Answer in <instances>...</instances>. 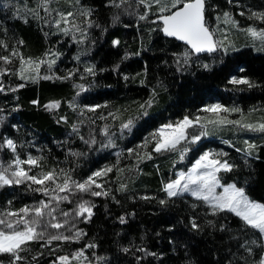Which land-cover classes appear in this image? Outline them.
<instances>
[{
    "label": "trees",
    "instance_id": "1",
    "mask_svg": "<svg viewBox=\"0 0 264 264\" xmlns=\"http://www.w3.org/2000/svg\"><path fill=\"white\" fill-rule=\"evenodd\" d=\"M33 1L20 0L19 13L10 5L0 4V42L7 45V49L0 47V56L12 50L19 53L11 57L10 64L0 61V68L11 70L0 76L5 87L0 92V166L7 167L16 156L23 160L31 155L40 159V166L31 168L30 175L63 169L74 180L82 181L106 167L112 171L97 179L103 189H94L108 195L93 197L73 189L71 203L59 205L70 213L82 199L95 205L90 220L76 223L84 235L76 241L47 243V236L32 241L19 253L24 259L16 264H58L57 257L71 256L78 250L84 251L85 264L258 261L264 255V238L256 230L233 213L213 214L202 200L188 195L169 198L163 188L178 171H187L201 154L216 150L226 154L219 159L234 166L231 171L220 172L221 182L243 188L250 199L264 204V135H250L247 132L252 130L241 125L224 124L208 140L201 136L194 143L185 141L180 146L190 152L185 160L179 156L182 149L153 151V137L163 125L185 116L195 119L213 103L239 109L225 112L222 118L230 121L253 125L264 122V42L239 50H231L232 46L224 52L218 48L217 53L197 59L201 64L178 67L177 57L187 47L165 37L160 23H153L155 6L148 18L141 20L145 8L139 0H116L119 8L112 0H72L74 13L90 11V16H77L83 33L69 29L65 34L60 31L65 24L59 28L51 25L49 16H43ZM229 11L238 29H264V20L251 16L264 13V0H240L238 6L231 0H206L205 17L210 25L213 18ZM114 16L119 19L114 20ZM113 41L119 43L114 45ZM48 55L55 64L52 69L44 68L43 74H53L54 78L33 82L14 74L19 71L20 56L33 61ZM87 67L93 68L94 75L85 71ZM69 73H73L70 79H62ZM232 78H246L253 86L232 84ZM20 84L24 87L17 88ZM80 85L85 90L78 95ZM54 101L60 102L59 107L45 108ZM96 105L100 107L95 112L87 110ZM129 121V127L123 128ZM199 131L194 127L189 134ZM243 134L252 139L247 142L255 145L253 149H248ZM7 139L16 144L15 153L4 144ZM129 149L134 152L130 154ZM37 187L31 182L0 186V219H15L6 213L47 201L49 196L33 190ZM68 219L71 221V217ZM193 220L198 228L192 227ZM67 228H50L48 232L70 235ZM89 244L95 247H87ZM12 259L9 254H0L2 262L10 264ZM71 264H79V260Z\"/></svg>",
    "mask_w": 264,
    "mask_h": 264
},
{
    "label": "snow or ice",
    "instance_id": "2",
    "mask_svg": "<svg viewBox=\"0 0 264 264\" xmlns=\"http://www.w3.org/2000/svg\"><path fill=\"white\" fill-rule=\"evenodd\" d=\"M123 2H125V0H121V3ZM48 3H50V0H43L45 6ZM139 3L145 8L144 14L140 15L139 19H147L149 10L155 6L156 21H153V23L158 21L160 25H162L160 30L165 36L183 42L187 46V49L177 57L176 63L178 67L182 66V64L187 65L193 55L204 52H216L222 45V42L214 38L215 32L207 23L205 17L206 0H139ZM112 4L116 8L120 7V3H116V0H112ZM45 10H48L47 7H45ZM240 14L243 15L244 13ZM58 15L60 19L55 21L58 28L61 23L65 25L71 23L73 27L79 30L75 20L69 19L75 16L73 12H60ZM80 15L86 17L90 16V11H82ZM251 16L264 20V13H252ZM113 19L118 20L119 16H114ZM217 19H219V17ZM223 22L233 25L236 23L231 19L229 13H224ZM60 31L67 34L69 29L61 28ZM247 31L253 38H258L264 42V29L257 31L254 28H249ZM20 43L22 44L23 41H20ZM118 43L119 41H113L114 45ZM0 47L7 49V45L3 44V42H0ZM12 56H19V53L16 50H12L9 55L0 56V61H3L5 64H10L12 63ZM43 63H46V61L41 60L34 62L30 59L25 60L24 57L20 56L19 71L14 74L18 75L21 80H32L33 82H36L38 78L45 80L52 79V77L48 75L40 76L39 69L40 65ZM47 63L49 68H51V66L55 64V59L47 61ZM204 67L207 68L208 65H204ZM10 71V69L0 68V76L7 75ZM85 71L94 75L92 67L85 68ZM72 75L73 73H69L68 76L62 77V79H70ZM57 78L61 79L60 77ZM230 83L237 85L246 84L249 87L253 86L246 78H232ZM22 87H24V84L17 86V88ZM78 87H80L81 91L85 90L82 85ZM11 90L15 91L17 89L13 88ZM4 91L5 87L3 83L0 82V92ZM33 103H37V101H33ZM59 103V101H54L45 105V108H57L59 107ZM147 106H151V101H148ZM98 107L100 106H92L87 110L95 112ZM141 107L143 108L145 106L141 105ZM204 111L218 115L221 112H237L239 109H228L224 108L222 105L213 104L204 109ZM0 119L3 118L0 117ZM61 119L65 118L62 117ZM209 123L217 125L236 124L248 130L264 132V123L258 125H253L251 123L242 124L240 120L230 121L227 120V118L209 121ZM130 124L131 121L124 124L122 127L128 128ZM197 126L201 131L198 133L193 132L190 135L188 130ZM105 134L107 135V129H105ZM207 134L205 125L200 123L199 117L190 119L188 116H185L175 124H166L158 129L157 134H154L153 137L156 140L153 151L156 153L175 151L184 141L190 140V142L194 143L200 140L201 136ZM91 142L94 143L95 141L93 140ZM86 143L89 142L86 141ZM147 143L148 141L146 140L145 146ZM245 143L249 150L255 147V145L247 141H245ZM4 144L8 149H11L13 153L16 152L17 146L13 140L7 139ZM0 147H3V145H0ZM128 151L131 154L134 152V149H129ZM187 151V148L181 150V158H183V154ZM249 154H251L250 151ZM73 155L78 154L73 153ZM217 155L226 154L220 153ZM148 158L151 159L150 153L148 154ZM23 165H28L29 168L26 169ZM39 166L40 159L31 155H28V157L23 160L20 159L19 156H16L7 167L0 166V186L11 184L19 185L21 183L31 182V185L40 186L33 189L34 191L42 192L45 196H49L47 201L41 200L32 207L26 206L21 208L18 212L10 211L6 213L7 217H13L15 219H0V226H3V228H0V254H9L12 256L13 259L10 261V264H16V261L24 259L19 253L25 251V246L32 241L43 240L46 236L47 243H51L52 241H76L84 235L82 229L76 228V223L81 219L83 222L90 220L95 205L91 204L88 200L82 199L77 203L71 213L59 208L61 202L68 201L71 203L69 195L73 194V189H76L80 193L90 194L93 197L108 195L107 191H96L94 189H103V185L97 183V179L111 172V167L95 171L86 179L77 181L63 169H61L59 173H57L55 169H52L39 174H29L31 168ZM233 167L234 166L227 160L222 161L217 158H211L210 153H204L196 160L190 169L186 172H179L174 180L166 183L163 191L169 198L189 193L191 196L209 205L213 214L225 211L233 213L243 221L247 227L256 230L261 238H264V204L250 199L245 193V190L237 187L235 184H228L227 186L221 184L218 173L221 171H231ZM121 188L123 189L124 185H121ZM218 188H222L223 191L217 193ZM60 193H65V195H59ZM53 202L55 203L53 204ZM160 203L164 204L165 201L161 200ZM58 216H62L65 219L60 221ZM69 217H71V221L68 219ZM123 222L124 218L121 217V223ZM66 225L68 226L67 231L71 233L70 235H65L63 232H57L56 234H50L48 232L50 228L59 230L65 228ZM192 227L194 229L199 227L194 220L192 221ZM73 229H75V231H73ZM252 243H256V241H252ZM244 246V244L241 245V247ZM87 247L93 248L95 245L89 244ZM261 247L264 248V245ZM247 250L251 252L250 248ZM125 251H127V249H125ZM81 257L87 259V257L84 256V251L78 250L71 256L62 255L57 257V261L58 264H71L72 260L78 261ZM254 264H264V255H261L260 259L254 262Z\"/></svg>",
    "mask_w": 264,
    "mask_h": 264
},
{
    "label": "rangeland",
    "instance_id": "3",
    "mask_svg": "<svg viewBox=\"0 0 264 264\" xmlns=\"http://www.w3.org/2000/svg\"><path fill=\"white\" fill-rule=\"evenodd\" d=\"M232 1V3L233 4H235V5H239V1L240 0H231ZM72 3H73V1L72 0H50V3H48L46 6L43 4V0H37V1H33V3L32 4H34V6L41 12V14L43 15V16H45V14H47L48 16H49V18H50V22H51V25H53L54 27H57L56 26V24H55V21L56 20H58V19H60V17H59V15H58V13H60V12H64V13H67V12H69V11H71V12H73L74 11V9H72V7H73V5H72ZM0 4L2 5V6H8V5H10V6H12V8L15 10V12H20V10H21V8H19V6H21V4H20V0H0ZM241 6V5H240ZM45 7H47V11L45 10ZM31 10V12H33L32 10L33 9H30ZM73 10V11H72ZM45 13V14H44ZM74 13V12H73ZM75 14V16L74 17H71V18H69L70 20H72V19H74L75 20V23H76V25H77V27L79 28V30H77V28L76 27H73L72 26V24L70 23V24H67V25H64V26H66L65 28H68V29H74L75 30V33L76 34H79L80 32L81 33H83V31H81V26H82V24H79V20L77 19V16L79 15L78 14V12H76V13H74ZM229 15H230V11H229ZM80 16V15H79ZM230 17H231V19L233 20V18H232V16L230 15ZM218 18V17H217ZM156 21V20H155ZM224 21V14L222 15V17L221 18H219V19H214L213 18V24L212 25H210V22L208 21V25L210 26V28L211 29H213L214 30V32H215V37H216V40L217 41H220V42H222V45L219 47V49L220 50H223V52H224V49H226V50H228L229 49V47H232L231 48V50L232 49H237V50H239V49H241V48H244V47H251V46H253V45H255V46H259V44H261L262 43V41L260 40V39H258V38H253L251 35H250V33L246 30V31H244V30H242V29H238L237 28V24L235 23V25H233V24H231V23H224L223 22ZM218 24H220V28L218 29L217 28V25ZM61 25V24H60ZM162 26V25H161ZM214 26H215V29H214ZM218 29V30H217ZM254 29H256V28H254ZM257 31H260V30H258V29H256ZM239 32H241L243 35L242 36H240L239 35ZM241 42V43H240ZM222 52V51H221ZM222 52V53H223ZM53 59V57L51 56V55H48V57H46L45 59H40V60H33L34 62H38V61H41V60H43V61H46V63H43V64H41L40 65V69H39V73H40V76L42 77V76H45L44 74H46V73H44L43 74V72H45V70H44V68H49V66H48V63H47V61H51ZM197 59H200V57H197V56H195V55H193L192 57H191V59H190V61H189V63H196V64H201L202 62L200 61V60H197ZM53 66H54V64L51 66V68L50 69H52L53 68ZM27 74H34V73H27ZM48 76H50V77H52V78H54L55 76L53 75V74H50V75H48ZM37 80H39V78L37 79ZM25 81H27V80H25ZM28 81H32V80H28ZM78 90H79V94L78 95H81V94H83L84 93V91H81V89H79L78 88ZM77 100V99H76ZM213 104H219V105H222V104H220V103H213ZM213 104H211V105H213ZM210 106V105H209ZM208 106V107H209ZM207 108V107H206ZM205 108V109H206ZM225 108V107H224ZM225 115V112H221V113H219L218 115L217 114H214V113H212V112H206V111H203V113L201 114V115H199L198 117L200 118V123L201 124H204L205 125V128H206V131H207V135H205V139L206 140H208V139H210V138H212V134H216V133H218V131H216V130H219L220 128H222L223 126L222 125H217V124H212V123H209V121H215V120H218V119H222V117ZM77 116H80V114L78 113L77 114ZM191 119V118H190ZM228 120V119H227ZM175 123H177V122H175ZM175 123H168V124H175ZM262 123H264V122H262ZM258 124H260V123H258ZM257 124V125H258ZM164 126V125H163ZM162 126V127H163ZM198 127V126H197ZM161 128V127H160ZM159 128V129H160ZM199 128V127H198ZM245 130H247V131H249L248 129H245ZM189 131V130H188ZM157 132H158V130H157ZM248 134H250V135H254V134H261V135H264V132H261V131H250V132H247ZM157 134V133H156ZM260 135V136H261ZM158 138V137H157ZM243 139H244V141H250V140H252V139H247L246 138V134H243ZM185 143V141L182 143V144H184ZM181 146V145H180ZM180 146H178V149L177 150H181V149H183L184 147H186V146H184V147H180ZM216 152V153H215ZM215 152H213V151H206V152H204V153H210L211 154V158H217V159H219L218 158V156L219 155H217V154H220L221 153V151H216L215 150ZM190 152H185L184 154H183V158H181L182 160H185L186 159V157H187V155L189 154ZM203 153V154H204ZM203 154H201L196 160H198ZM179 156L181 157V153L179 154ZM221 160V159H220ZM223 161V160H222ZM196 162V161H195ZM194 162V163H195ZM193 163V164H194ZM192 164V165H193ZM192 165L189 167V169L192 167ZM179 172H182V171H178L177 173H176V176H177V174L179 173ZM183 172H186V171H183ZM219 174L220 173H218V176H219ZM221 184L222 185H224L222 182H221ZM228 185V184H227ZM227 185H225V186H227ZM223 191V189L222 188H218L217 189V193H220V192H222ZM182 195H188V196H191L189 193H184V194H182ZM178 196H181V195H178ZM191 197H193V196H191ZM193 198H195V197H193ZM257 202V201H256ZM259 203V202H258ZM84 261H85V259L84 258H82V259H80L79 260V264H85L84 263ZM0 264H7V263H5V262H2V261H0Z\"/></svg>",
    "mask_w": 264,
    "mask_h": 264
},
{
    "label": "water",
    "instance_id": "4",
    "mask_svg": "<svg viewBox=\"0 0 264 264\" xmlns=\"http://www.w3.org/2000/svg\"><path fill=\"white\" fill-rule=\"evenodd\" d=\"M164 36H165V35H164ZM165 37H167V36H165ZM167 38L172 39V40L176 41L177 43L186 46L183 42L177 41V40H175L174 38H171V37H167ZM214 38H215V36H214ZM215 39H216V38H215ZM186 47H187V46H186ZM217 51H218V50H217ZM217 51H216V52H212V53L204 52V53L197 54V55H195V56H197V57H202V56H206V55H212V54L217 53Z\"/></svg>",
    "mask_w": 264,
    "mask_h": 264
}]
</instances>
